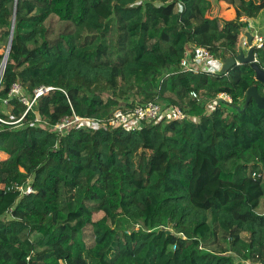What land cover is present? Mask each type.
<instances>
[{
  "label": "trees",
  "instance_id": "16d2710c",
  "mask_svg": "<svg viewBox=\"0 0 264 264\" xmlns=\"http://www.w3.org/2000/svg\"><path fill=\"white\" fill-rule=\"evenodd\" d=\"M216 1L240 8L223 27L212 0H17L13 27L15 0H0V67L13 34L0 83V264H264V109H243L264 83L250 64L182 66L188 48L236 55L233 31L261 11ZM256 53L264 68V43ZM15 83L31 98L53 89L27 111ZM148 102L198 119L55 127Z\"/></svg>",
  "mask_w": 264,
  "mask_h": 264
},
{
  "label": "built area",
  "instance_id": "2783aa9c",
  "mask_svg": "<svg viewBox=\"0 0 264 264\" xmlns=\"http://www.w3.org/2000/svg\"><path fill=\"white\" fill-rule=\"evenodd\" d=\"M253 25L249 23V28L251 29ZM264 43V36L256 35L254 44L258 46V48L262 47ZM195 47V46H194ZM182 66L187 71L193 72H222L223 62L218 61L214 55L204 47H195V53H193L191 48H188L185 53V57L182 59ZM4 75V69L0 67V83L2 81ZM53 87L41 85L37 89H35V95L33 98L27 96L19 83H15L11 89L10 97H20V100L24 102L28 108L27 111L32 109L35 101L38 97L52 90ZM192 95L197 97V93L193 92ZM219 98L232 103L231 97L222 93L219 95ZM4 102L7 103V100ZM217 104V100H212L209 102L206 111L209 113ZM168 115L170 118H180V119H190L193 121H197V116H192L182 112V110L176 106H167L162 103L148 102L144 105H137L135 109L131 112L123 111L122 109H117L112 117L104 122L98 119L92 118H84L77 115H73L72 117H66L61 120L55 127L57 129H70L74 125L80 123H86L89 126H104V127H112L119 128L122 127L126 131H131L139 126L142 122H150L154 120L161 119L164 115ZM41 122L40 118L36 119ZM32 189L28 187L27 192H31Z\"/></svg>",
  "mask_w": 264,
  "mask_h": 264
},
{
  "label": "water",
  "instance_id": "95a60500",
  "mask_svg": "<svg viewBox=\"0 0 264 264\" xmlns=\"http://www.w3.org/2000/svg\"><path fill=\"white\" fill-rule=\"evenodd\" d=\"M16 3H17V0H15L13 27H14V21L16 18V12H17ZM13 27H12V31H13ZM244 35L246 37V44L248 46V50L246 51L244 46H242L239 48V51L236 55L226 58L223 61L222 72L229 71L235 65L250 64L253 70L255 71V79L259 82L264 83V68L260 66L259 61L257 59L256 51L258 49V46L254 44V35L252 34L250 30H247L244 33ZM12 40H13V34H11L8 48H7L5 57L3 59L2 65H1V68L4 70L6 68L8 56H9L10 49L12 46ZM221 100L223 99L221 98ZM251 100H254L259 108L264 109V94H261L259 92V89L256 85L250 86L247 89L243 109H246L248 107Z\"/></svg>",
  "mask_w": 264,
  "mask_h": 264
},
{
  "label": "crops",
  "instance_id": "0c3cea01",
  "mask_svg": "<svg viewBox=\"0 0 264 264\" xmlns=\"http://www.w3.org/2000/svg\"><path fill=\"white\" fill-rule=\"evenodd\" d=\"M249 5H257L261 8L260 13L254 17L243 16L242 20L248 23H251L253 27L248 30L252 32L254 35V40L256 35L264 36V0H246ZM240 9L234 5H228L225 2H215L212 0V9L210 11L212 16L220 18L219 21H222V27L224 26V22L226 20H231L236 17L237 10ZM212 12H216L215 15ZM245 31L234 30L233 33L236 36L232 41L234 48L236 49V53H238L239 48L244 46L245 50H248V46L246 44V37L244 35Z\"/></svg>",
  "mask_w": 264,
  "mask_h": 264
},
{
  "label": "rangeland",
  "instance_id": "374dc122",
  "mask_svg": "<svg viewBox=\"0 0 264 264\" xmlns=\"http://www.w3.org/2000/svg\"><path fill=\"white\" fill-rule=\"evenodd\" d=\"M215 2V0H213ZM213 15L216 14V12H212ZM220 19V18H219ZM220 26L222 27V21H219ZM165 105V104H164ZM37 235H34L33 238L35 239Z\"/></svg>",
  "mask_w": 264,
  "mask_h": 264
}]
</instances>
